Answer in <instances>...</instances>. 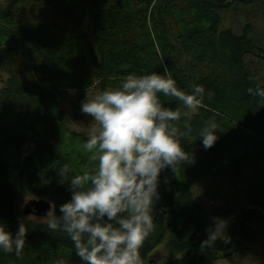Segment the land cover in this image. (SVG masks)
Here are the masks:
<instances>
[{
	"label": "trees",
	"instance_id": "1",
	"mask_svg": "<svg viewBox=\"0 0 264 264\" xmlns=\"http://www.w3.org/2000/svg\"><path fill=\"white\" fill-rule=\"evenodd\" d=\"M235 0H0V222L15 233L27 228L20 257L0 252V264H82L72 242L52 233L41 218L19 216L16 199L45 198L59 208L71 199L68 181L91 171L85 150L50 145L44 133L65 126L61 99L75 91L71 109L81 119V102L89 90L119 86L130 73H163L167 67L178 88L190 93L203 85L202 105L193 115L184 148L194 154L177 173L160 174V198L154 206L155 230L141 249L144 264H215L259 240L264 226V102L248 87L264 86L245 58L261 55L247 23L241 33L220 28L221 12ZM242 1V0H241ZM251 1V0H250ZM264 57V54H262ZM165 107L183 111L181 102L161 94ZM214 118L218 139L205 150L194 140L203 123ZM184 117L174 122L183 129ZM52 123L55 127H42ZM61 131V129L59 130ZM46 138V139H44ZM49 141H48V140ZM34 144L24 155L26 142ZM52 142V141H51ZM69 165L65 179L59 174ZM263 163L260 175H246ZM219 177L241 189L247 207H236L242 221L230 216L224 243L200 249L207 221L190 183ZM163 245L168 258L153 262Z\"/></svg>",
	"mask_w": 264,
	"mask_h": 264
},
{
	"label": "clouds",
	"instance_id": "2",
	"mask_svg": "<svg viewBox=\"0 0 264 264\" xmlns=\"http://www.w3.org/2000/svg\"><path fill=\"white\" fill-rule=\"evenodd\" d=\"M250 97L264 102V86L248 87ZM205 88L194 85L190 93L178 88L167 67L164 72L130 73L117 87L86 96L81 112L95 121L82 149L94 163L91 171L74 175L68 181L71 199L53 204L42 218L52 233H63L71 242L82 264H144L141 249L155 230L154 206L160 198V174L165 169L177 173L194 154L184 148L193 131L191 120L202 105ZM161 94L176 98L183 111L165 107ZM184 117L183 129L174 122ZM217 123L207 119L194 140L204 149L218 139ZM65 179L69 165L59 168ZM201 241L203 251L224 243L229 221L213 217ZM28 228L23 221L13 233L0 222V252L23 253ZM228 237V236H227ZM53 264H66L63 258Z\"/></svg>",
	"mask_w": 264,
	"mask_h": 264
},
{
	"label": "rangeland",
	"instance_id": "3",
	"mask_svg": "<svg viewBox=\"0 0 264 264\" xmlns=\"http://www.w3.org/2000/svg\"><path fill=\"white\" fill-rule=\"evenodd\" d=\"M5 1V0H1ZM220 28H231L237 33H241L247 23L251 24L253 41L259 45L263 52L261 55L247 56L245 61L248 63L252 72L256 73L264 82V0H235L229 8L221 13ZM2 83L0 82V85ZM98 92L95 85L89 90L88 95ZM75 91L68 89L66 96L61 99V107L65 111L68 122L65 126L56 127L47 130L44 135L50 138V145L55 143L64 144V147L72 156L74 148L83 151L82 145L87 140L88 131L95 126V121L90 115L84 114L81 119H77L71 109V102L74 100ZM42 127H55L54 124L47 126L43 122ZM61 129V131H59ZM46 139V138H44ZM48 140V139H47ZM49 141V140H48ZM53 145H52V144ZM34 144L30 141L26 142L22 147V153L27 154L31 151ZM263 163L256 166V169H248L246 175L256 179L262 170ZM195 198L202 206L203 215L208 226L213 223V217H221L230 220L228 212L232 211L235 215L233 219L242 221L241 213L236 207H247L241 189L233 190L227 181L219 177H203L193 180L190 183ZM32 198L30 195L21 194L16 199L17 214L22 216V208L24 203ZM26 216V215H24ZM230 218V219H229ZM231 222V220H230ZM229 226V225H228ZM228 233V228H227ZM153 262L160 261L169 257L163 245L156 248L150 255ZM215 264H264V226L261 230L259 240L254 243L244 242L239 251L228 256L218 258Z\"/></svg>",
	"mask_w": 264,
	"mask_h": 264
},
{
	"label": "water",
	"instance_id": "4",
	"mask_svg": "<svg viewBox=\"0 0 264 264\" xmlns=\"http://www.w3.org/2000/svg\"><path fill=\"white\" fill-rule=\"evenodd\" d=\"M51 206V202L45 198L29 199L23 205L22 214L26 216L31 215L42 219L46 217Z\"/></svg>",
	"mask_w": 264,
	"mask_h": 264
}]
</instances>
